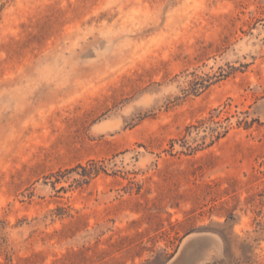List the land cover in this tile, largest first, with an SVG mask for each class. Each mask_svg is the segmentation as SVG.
Masks as SVG:
<instances>
[{
    "label": "rangeland",
    "instance_id": "374dc122",
    "mask_svg": "<svg viewBox=\"0 0 264 264\" xmlns=\"http://www.w3.org/2000/svg\"><path fill=\"white\" fill-rule=\"evenodd\" d=\"M0 264H264V0H0Z\"/></svg>",
    "mask_w": 264,
    "mask_h": 264
},
{
    "label": "trees",
    "instance_id": "16d2710c",
    "mask_svg": "<svg viewBox=\"0 0 264 264\" xmlns=\"http://www.w3.org/2000/svg\"><path fill=\"white\" fill-rule=\"evenodd\" d=\"M219 135H220V134H219ZM219 135L217 136V138H220V136H219Z\"/></svg>",
    "mask_w": 264,
    "mask_h": 264
}]
</instances>
